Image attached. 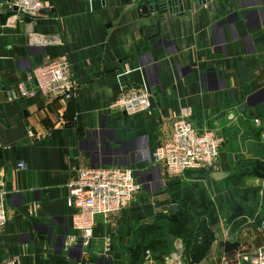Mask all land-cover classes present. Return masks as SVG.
<instances>
[{
    "label": "crops",
    "instance_id": "obj_1",
    "mask_svg": "<svg viewBox=\"0 0 264 264\" xmlns=\"http://www.w3.org/2000/svg\"><path fill=\"white\" fill-rule=\"evenodd\" d=\"M44 2L48 9L29 23L15 19L8 0L0 5V26L9 23L0 34V194L8 212L0 262L171 264L177 220L169 207L177 204L212 239L204 259L186 254L185 264H244L264 245V0H187L186 10L160 20L139 1ZM31 31L58 41L31 47ZM62 54L78 85L72 100L8 98L28 69ZM238 63L255 77L241 82ZM135 91L149 93L148 112L109 108ZM188 107L200 130L222 138L219 160L213 172L169 176L153 151ZM99 167L132 169L141 189L85 248L66 186L79 169ZM215 172L230 175L215 180ZM250 191L259 196L252 205Z\"/></svg>",
    "mask_w": 264,
    "mask_h": 264
},
{
    "label": "built area",
    "instance_id": "obj_2",
    "mask_svg": "<svg viewBox=\"0 0 264 264\" xmlns=\"http://www.w3.org/2000/svg\"><path fill=\"white\" fill-rule=\"evenodd\" d=\"M5 4V3H4ZM3 5V4H0ZM9 11L15 19L23 22L28 17L34 20L48 9L44 0H10ZM18 7L14 12L13 7ZM15 22V21H14ZM14 22H10L14 25ZM7 22L5 26H8ZM5 26H0L1 30ZM58 40L37 34H28L29 46H45ZM78 85L71 75L67 54L58 57L46 55V62L27 70L25 77L7 90L11 101L35 100L39 96L72 100ZM153 107L150 95L145 91L124 94L111 102L114 112L135 116L148 112ZM190 107L181 110L175 119L171 137L153 151L154 163L161 166L169 176H183L188 172H213L217 166L222 138L213 130H200L193 122ZM19 168H24L20 163ZM66 206L72 211V229L81 236L84 247L91 245L99 225L110 226L112 218L127 209L141 185L135 173L128 167H99L79 169L67 183ZM8 223V212L0 194V229ZM175 250L169 255L171 264H183L184 245L177 239ZM245 263L264 264V245L253 255L243 258ZM0 264H19L18 260L2 261Z\"/></svg>",
    "mask_w": 264,
    "mask_h": 264
},
{
    "label": "water",
    "instance_id": "obj_3",
    "mask_svg": "<svg viewBox=\"0 0 264 264\" xmlns=\"http://www.w3.org/2000/svg\"><path fill=\"white\" fill-rule=\"evenodd\" d=\"M10 1V0H8ZM124 2H130L139 1L141 10L144 14L150 15V18L160 20L159 18L163 17L162 15L167 12H183L187 9V0H123ZM197 1L200 4H206L208 0H194ZM5 0H0V4H4ZM14 12L18 11V7H13ZM24 21L29 23L31 22V19L28 17L24 18ZM238 72L240 76L241 82L250 81L255 77L254 74H252L246 66H244L243 63H238ZM244 107V106H243ZM230 175V173H220L215 172L212 174V177L215 180H221L223 178H226ZM169 211L176 215L179 212V208L177 204H172L169 207ZM174 241V237L170 236L169 243L171 244ZM70 264H78L77 261L72 260ZM249 264V263H244Z\"/></svg>",
    "mask_w": 264,
    "mask_h": 264
},
{
    "label": "trees",
    "instance_id": "obj_4",
    "mask_svg": "<svg viewBox=\"0 0 264 264\" xmlns=\"http://www.w3.org/2000/svg\"><path fill=\"white\" fill-rule=\"evenodd\" d=\"M175 219L177 222L172 226L171 236L174 237V240H182L185 257L187 254L192 263L200 262L206 257L212 241L211 237L206 234V228L203 225H197L193 216L185 211L178 212ZM182 238L186 239V242ZM191 241L194 242L192 246H190Z\"/></svg>",
    "mask_w": 264,
    "mask_h": 264
},
{
    "label": "rangeland",
    "instance_id": "obj_5",
    "mask_svg": "<svg viewBox=\"0 0 264 264\" xmlns=\"http://www.w3.org/2000/svg\"><path fill=\"white\" fill-rule=\"evenodd\" d=\"M196 126V125H195ZM197 127V126H196ZM198 128V127H197ZM247 195L245 196V199L247 200L248 199V202H249V204L251 203V205L253 204V202H255L256 201V199L259 197L258 195H256L255 194V192L254 191H250V192H248V193H246ZM211 214V213H210ZM199 222H200V220H199ZM205 232V231H204ZM185 242H186V239H184V238H182ZM174 252V251H173ZM171 254V253H170ZM169 255V254H168ZM184 258H185V255H184ZM186 259H184V262H183V264H185L186 263V261H185ZM159 261H163V260H159Z\"/></svg>",
    "mask_w": 264,
    "mask_h": 264
}]
</instances>
